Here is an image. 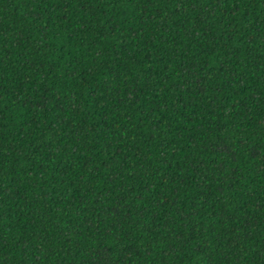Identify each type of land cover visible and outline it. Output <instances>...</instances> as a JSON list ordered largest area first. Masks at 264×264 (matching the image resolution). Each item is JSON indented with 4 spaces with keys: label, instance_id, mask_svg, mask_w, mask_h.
Returning <instances> with one entry per match:
<instances>
[{
    "label": "trees",
    "instance_id": "obj_1",
    "mask_svg": "<svg viewBox=\"0 0 264 264\" xmlns=\"http://www.w3.org/2000/svg\"><path fill=\"white\" fill-rule=\"evenodd\" d=\"M0 264H264V0H0Z\"/></svg>",
    "mask_w": 264,
    "mask_h": 264
}]
</instances>
